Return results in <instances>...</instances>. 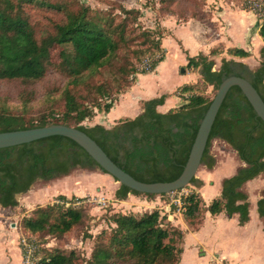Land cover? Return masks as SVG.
I'll return each mask as SVG.
<instances>
[{"label":"trees","instance_id":"obj_1","mask_svg":"<svg viewBox=\"0 0 264 264\" xmlns=\"http://www.w3.org/2000/svg\"><path fill=\"white\" fill-rule=\"evenodd\" d=\"M138 18V10L120 5L107 11H93L78 0H0V81L35 83L54 65L66 78L61 91L63 110L59 115L44 114L35 121H26L23 114L4 111L0 113V133L54 124L76 128L135 180L143 183L176 180L212 100L191 94L187 103L160 114L156 108L164 103L166 96L162 95L143 101L139 116L119 120L110 129L80 125L93 115L94 109L108 113L116 101L113 96L124 94L134 85L132 75L150 74L164 61L165 30L142 29L137 36L128 25ZM259 35L264 43V20ZM138 39L141 42L134 44ZM219 47L207 55L188 58L187 67L198 70L202 81L216 91L230 76L244 78L264 102V47L259 52V67L254 71L241 62L225 59L218 70H213L214 63L208 57L220 54ZM56 48L59 62L54 64L51 54ZM226 53L239 58L250 56L241 48L227 49ZM146 60H150V70H140L139 65ZM97 75L101 79L96 82ZM192 89L193 84L180 88L183 95ZM102 99L109 100L101 105ZM213 139L225 142L243 166L222 180L219 196L208 205L196 191L182 198L183 218L195 227L203 222L206 212L211 216L224 213L228 218L237 215L238 225L243 226L249 220V202L241 188L264 175V123L238 87L229 89L212 125L201 159V165L207 169L215 164L209 155ZM76 167L98 166L75 142L61 136L0 149V207H17V196L26 194L36 181L67 176ZM189 184L196 188L202 185L196 178ZM128 194L156 196L119 185L114 198L125 200ZM55 199L59 202L38 207L20 223L23 261L30 249L32 264H79L73 251L49 249L41 244L42 237L64 236L84 219L81 208L63 203L66 196L57 195ZM256 212L264 222V193L256 201ZM164 217L157 209L117 212L111 216L114 227L95 238L87 264H179L182 247L177 248L176 239L182 241V232L165 224Z\"/></svg>","mask_w":264,"mask_h":264},{"label":"rangeland","instance_id":"obj_2","mask_svg":"<svg viewBox=\"0 0 264 264\" xmlns=\"http://www.w3.org/2000/svg\"><path fill=\"white\" fill-rule=\"evenodd\" d=\"M78 2L83 6L90 7L93 11H107L112 7L116 8L118 5L123 6L125 9L138 10V20L135 23L130 21L128 25L130 29H135V35L137 36H139V32L142 29L162 30L160 21L173 22L176 19L178 26H180L192 19L198 21L204 30L210 29L206 33L209 40H216L225 34L224 30H220L223 27H225L226 31L229 29L231 33L242 32L244 28H242L241 22L246 24V28L250 26L252 31L256 30L258 23L255 21L251 23L253 17L248 14L249 12L255 15L257 22L258 19L261 22L264 20V0H222L224 9L228 7L232 13L242 14L241 22L238 17L228 15L226 18L227 23L224 22L223 17H219V21L216 23L210 21L212 14L218 12L214 8L216 5L211 0H78ZM220 10H223V8ZM114 13H117V11H114ZM190 27L196 33L197 26L190 25ZM165 31L167 32L166 29ZM188 33V25L186 27H178L177 29H171L170 33L163 39V46L166 51V63L157 70L156 74L160 76V81L162 80L164 89H170L177 84L179 85V83L181 84L183 79L186 80V78L190 77L186 73L196 74L195 72H198V70H193L186 65L175 70L177 75L172 71V69L184 61L186 54L190 55L188 51L190 48L184 45L185 49L183 51L180 50L178 45L181 49L182 46L176 40L183 39L182 41L185 43V36ZM139 42H141V39L136 40L134 44L138 45ZM218 46H220L219 49H222L220 54H224L222 55L224 57L220 56V54H218L219 56L216 55L217 57L214 59L215 64L221 65L223 58L225 60L228 59L227 61L232 60L234 62H238L235 60L241 59L226 53L227 50L223 49L221 44L215 45L214 48ZM133 48L137 47L131 46V49ZM58 49L56 48L51 54V60L54 64L59 62L56 56ZM165 51H163L164 54ZM123 52L121 51L120 54L125 55ZM255 61L258 62L257 57L255 60L252 61L250 59L247 62L250 66H253ZM149 63L150 60H146L144 63L142 62L139 65V69L149 71ZM56 68V65L49 66L45 76L35 83L8 80L0 81V113L7 111L14 115L23 114L26 121H35L44 114L50 115L54 113L59 115L61 110H63L64 102L61 91L65 85L66 78ZM180 68H184L183 75L180 74ZM218 69V66H213V70ZM131 77L135 84L137 75H132ZM100 79L101 75H97L94 80L97 82ZM189 82L192 83L185 84H193V89L191 92H186L184 94L185 96L180 90L185 84L175 88L172 93H167L165 96H169L172 100H178V98L186 100L191 94H201L209 100L214 98L216 89L204 83L198 74H196V80ZM119 96L120 94L113 96V98L117 100ZM108 100L102 99L99 103L102 105L108 102ZM179 106L181 105L177 107ZM104 114L96 112L94 109L93 115L81 122L80 125L90 128L101 124L100 126L110 129L112 127L105 125V121L102 120V115ZM209 155L215 160L214 166L211 169H207L205 166L200 165L195 174V178L197 180L202 179V182H205L207 186L213 184L212 180L214 176H230L243 166V163L238 159L236 153L227 144L219 143L216 139L211 141ZM54 183L78 191L76 194L73 193L74 195L72 196L65 195L67 199L63 203L66 206L69 203L71 207L81 208L84 219L64 236L42 237L41 244L49 249L57 248L65 251H73L77 256L79 264H87L92 249L94 248L95 238L103 230L109 231L114 227L111 216L117 212L123 213L121 210H124L125 213H130L127 211L133 210L135 206L118 207L116 205L113 191L116 186L119 187V183L98 168L82 169L76 167L67 176H62L48 182L38 180L31 186L27 192L28 194L17 196V207L7 209H1L0 207V238H2L0 239V264H3L4 259L7 261H11V259L15 261L19 258L20 251H18V248L20 249V238L22 237L20 228L22 220L30 216L38 207L59 202L51 195L53 189L51 190L50 188ZM192 187L194 186L189 184L181 190L164 194L162 197L156 195L153 198H147L140 195L143 198L145 197L148 202L153 201L158 202V204L156 207L155 205H141V207L136 205L137 207L135 206L134 210L143 213L157 209L161 216H165V224L169 223L182 232V241L176 239L177 248L182 247L184 237L186 238L188 236L184 243V252L179 264H264V226L261 225L260 221H258V241L255 238L252 240L250 238L248 241L244 239L247 236L239 233V227L237 228L235 225L231 227L229 225L230 218H224L223 222H221L217 217H207L208 219L205 223L203 220V223L195 227H192L183 218V212L179 210V205L175 203V200H180V205H182V198L194 191ZM72 190L65 188L63 192L69 194ZM242 190L249 196L248 201L254 212L252 218L257 217L255 199H259L264 193V175H261L256 181L243 187ZM215 191V188L209 191L204 190V200L209 202L213 197L217 196L220 191L215 196H211ZM222 216L224 215L222 214ZM254 220L256 219L252 221ZM222 223H227L228 225H222ZM235 237L236 239H233ZM232 240L235 241L232 243ZM235 242L238 244L237 247H233L234 245H232ZM228 244H230L229 250H227L229 247ZM195 250L197 256L195 255ZM17 264L26 263L21 259Z\"/></svg>","mask_w":264,"mask_h":264},{"label":"crops","instance_id":"obj_3","mask_svg":"<svg viewBox=\"0 0 264 264\" xmlns=\"http://www.w3.org/2000/svg\"><path fill=\"white\" fill-rule=\"evenodd\" d=\"M211 1L214 2V4L216 5V7H214V8L218 11V12H214V14H212V18H210V21L212 23L218 22L219 21V19H218L219 17H223L224 22H226V18L228 17V15H230L231 17L232 16L238 17L239 21L241 22V19H242V14L241 13L240 14L234 13V12L232 13L231 9H229L228 7L226 9H224L223 4H222V0H218V1L211 0ZM222 8H223V10H220ZM248 14L252 15V17H253V21H251V23H253L254 21L256 23H258V27L256 28V30L252 31L250 29V26H248V28H246L247 27L246 24L245 23L243 24L241 22L242 28H244V30L241 28L243 31L239 32L240 34L237 33V32L231 33L229 29H228L229 31L228 30L226 31L225 27H223V28H220V30H224L225 34L222 35L221 37H219V39H216V40H209L208 36H206L207 35L206 33H208V31L210 29L208 28L207 30L206 29L204 30L202 28L201 24L198 21H196V20L190 19L189 21L185 22L183 25H180V26H178L176 19L173 20V22L160 21V27L162 29H164V30L165 29L167 30V32L165 31L164 38L166 37V35L168 33H170L171 29H177L178 27H186L187 25L189 26V33H188L187 36H185L186 37V42L183 43V41H182L183 39L182 40L176 39V40L182 46V49H181L180 46L178 45L180 50L183 51L185 49L184 45L188 46L190 48V49H188V51L190 52V55L186 54L185 57H184V61L182 63L178 64L174 69H172L174 74H176L175 70L178 69L179 67H182L184 65L187 66V59L188 58L195 57L198 54L207 55L209 53V51L215 47V45H220V44L223 46V49H225V50L233 49V48H241L244 51L248 52L250 54L249 57L241 58V59H238V60L234 59V60L238 61V62H242L243 64L247 65L248 68L251 69L252 71L256 70L259 67V63L261 62V58H260L259 52L264 47V43H263V41H262V39H261V37L259 35V27H260L261 21L258 19V22H257L256 21L257 19H256L255 15L253 13L249 12ZM190 25L191 26H193V25L197 26L196 33H194L195 30H192ZM163 39H162V48L165 51V48L163 46ZM222 55H224V54H220V56H222ZM251 55H252V57H251ZM216 57L217 56L208 57L209 58L208 60H211V61L214 62V59ZM222 57H224V56H222ZM256 57L258 58V62L255 61V64L253 66L251 65L252 66L251 67L248 64L247 61H249L250 59H252V61H253V60L256 59ZM165 59H166V51H165ZM165 59H164L163 62H161L156 67V69H155V71L153 73L146 74V75H137L135 84L127 92H125L124 94H122V95H120L118 97V99L115 101L114 105L112 106V108L110 109V111L108 113L102 115V120L105 121V123H106L105 125H109V127H113L115 125V123L117 121H119V120L133 119V118L139 116L143 112V108H142V102L143 101H146V100H149V99H152V98H158V97H160L162 95H165L167 93H172L175 88H178V87H180L181 85H183L185 83H192V82H189V81L196 80V74H198V76L200 77L199 71L195 72L196 74H193V73L191 74V73L188 72L186 74L189 75L190 77L186 78V80L183 79L181 84L179 83V85L177 84V85L171 87L170 89H164L163 85H162V80L160 81L161 78H160V76H157L156 73H157V70L159 68H161L162 66H164V64L166 63ZM217 66L220 67V64L218 65V64H215V62H214V67H217ZM185 103H186V100H184V99L178 98V100H176V99L172 100L169 96L166 95V98L164 100L163 105L158 106L156 108V111L158 113H160V114H163V113L167 112L170 108H174V107H177L178 105H182V104H185ZM216 141L219 142V143L222 142V143H224L226 145V143L221 141V140L216 139ZM232 175H230V176H232ZM230 176H214L213 180H212L213 184L208 185V186L205 184V182H202V179H201L199 181H201L202 185L199 188H196V187H192V188L194 189V191H196L197 193H199L201 195L205 205H208L209 202L212 199H214V198L219 196V194H220L219 191L221 190V182H222V180L225 179V178H228ZM259 177H261V175H259L255 179L245 183L242 186L241 190L246 185H249V184L253 183V181H256ZM56 182H58V181H56ZM211 186H213V187H211ZM208 187H211L212 189L208 188ZM65 188L68 189V190H72V189H70V188H68L66 186H62V185L57 184V183L52 184L51 188H50L51 190L53 189V193L51 194L52 197H56L57 195H64V196L65 195H71L72 196V195H74L73 193L76 194L78 192L77 190L73 189L71 191V193L66 194L65 192H63V189H65ZM214 188H215L216 191L211 196H215L218 192H219V194L217 196L213 197L209 202L208 201L206 202L204 200V198H203L204 190H208L209 191V190H213ZM117 189H118V187L116 186L114 191H113V194L115 193V191ZM26 194H28V193H26ZM21 195H23V194H21ZM247 197L249 199L248 195H247ZM257 199L258 198H256L255 201H257ZM157 204H158V202H153V201L152 202H148L145 199V197L143 198V196L132 195V194H128L125 200H116V205L118 207H123V206L132 207L134 205L135 206L139 205V207H141V205H146V206L147 205L148 206L155 205V207H156ZM135 206H134V209H135ZM1 209H4V208L1 207ZM134 209L131 210V211H127V212L139 213L138 210H134ZM255 209H256V202H255ZM121 211H123V213H125L124 210H121ZM253 213L254 212L252 211V207H250V203H249V220H248V222L246 224H244L243 226H239L238 225V216L234 215L233 217L230 218V223H229V225L231 227H233L234 225L237 228L239 227L238 228L239 233L242 234V235L244 234L245 236H247L246 237L247 239L246 238H244V239L248 240V241L250 240V238H251V240L255 238L258 241V221H260L261 225L264 226V222L258 216L257 212H256V214H257L258 218L257 217L252 218L253 217ZM222 214L224 216H222ZM207 217H209V218L210 217H217V219L220 220L221 222H223L224 218L225 219H229L224 213H220L218 215L211 216L209 213L206 212L205 215H204V223L207 221V219H208ZM253 219H256V220L252 221ZM225 224L228 225L227 223H222V225H225ZM187 237L186 238L184 237V241H183V244H182V254L184 252V243L186 242ZM236 237L233 238V239H236ZM0 239H2V238H0ZM234 241L235 240H232V243ZM232 245H234L233 247H237L238 244H237V242H235ZM195 246H196V244H195ZM228 246L229 247H228L227 250L230 249V244H228ZM18 251H20L19 248H18ZM182 254H181V258H182ZM224 254H226V253L224 252ZM195 255L197 256L196 250H195ZM21 259H22L21 252H19V258L17 260L12 261V259H11V261H7L6 259H4L3 264H17L19 262V260H21Z\"/></svg>","mask_w":264,"mask_h":264},{"label":"water","instance_id":"obj_4","mask_svg":"<svg viewBox=\"0 0 264 264\" xmlns=\"http://www.w3.org/2000/svg\"><path fill=\"white\" fill-rule=\"evenodd\" d=\"M180 73H184V68L180 69ZM232 87H238L240 89L256 115L264 123V102L252 85L246 79L241 77L230 76L226 78L218 86L216 94L210 102L200 123L181 175L172 182L143 183L135 180L132 176L120 169L84 132L60 124L2 132L0 133V149L21 146L52 136H61L75 142L97 164L99 170L111 176L119 183V185L125 186L140 194H168L183 189L189 185L193 178H195V174L201 165V159L216 115L226 97V94Z\"/></svg>","mask_w":264,"mask_h":264},{"label":"built area","instance_id":"obj_5","mask_svg":"<svg viewBox=\"0 0 264 264\" xmlns=\"http://www.w3.org/2000/svg\"><path fill=\"white\" fill-rule=\"evenodd\" d=\"M171 193H173V192H171ZM175 203H177V205H179V210L184 212V208L182 207V205H180V200H175ZM68 205H69V203H67V206ZM24 244H25V242H24ZM30 253H31V250L29 249L28 253H27V256H26V259H25V263L26 264H32V261L30 259Z\"/></svg>","mask_w":264,"mask_h":264}]
</instances>
